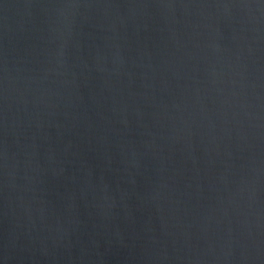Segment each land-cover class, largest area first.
I'll return each mask as SVG.
<instances>
[{
  "label": "water",
  "instance_id": "water-1",
  "mask_svg": "<svg viewBox=\"0 0 264 264\" xmlns=\"http://www.w3.org/2000/svg\"><path fill=\"white\" fill-rule=\"evenodd\" d=\"M0 264H264V0H0Z\"/></svg>",
  "mask_w": 264,
  "mask_h": 264
}]
</instances>
